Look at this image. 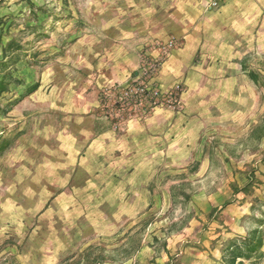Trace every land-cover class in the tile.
I'll list each match as a JSON object with an SVG mask.
<instances>
[{"label":"rangeland","instance_id":"374dc122","mask_svg":"<svg viewBox=\"0 0 264 264\" xmlns=\"http://www.w3.org/2000/svg\"><path fill=\"white\" fill-rule=\"evenodd\" d=\"M119 29L128 30V0H0V264L258 262L238 258L264 247L263 54L240 60L238 123L206 132L196 160L166 157L113 211L65 192L67 118L96 80L67 53ZM127 85L92 88L95 116L118 132L130 120L115 129L124 116L118 88ZM238 218L247 235L236 231Z\"/></svg>","mask_w":264,"mask_h":264},{"label":"crops","instance_id":"0c3cea01","mask_svg":"<svg viewBox=\"0 0 264 264\" xmlns=\"http://www.w3.org/2000/svg\"><path fill=\"white\" fill-rule=\"evenodd\" d=\"M118 31L115 39L108 34L68 51V60L77 61L85 78L96 74L89 84L84 79V91L129 84L141 67L142 48L171 38L178 46L152 82L162 91L183 83L186 91L183 111L157 108L146 118H131L120 132L95 116L94 88L84 93L77 113L68 116L70 140L63 147L71 159L64 167L65 192L92 195L91 202L104 211L118 209L128 203V196L146 188L166 157L172 164H189L196 160L206 132L227 128L230 120L238 123L231 116L238 114L245 98L240 60L264 55V0H128V30ZM236 206L246 210L245 205ZM244 225L238 218L241 235L248 234ZM256 257L254 264H264V247L238 259Z\"/></svg>","mask_w":264,"mask_h":264},{"label":"built area","instance_id":"2783aa9c","mask_svg":"<svg viewBox=\"0 0 264 264\" xmlns=\"http://www.w3.org/2000/svg\"><path fill=\"white\" fill-rule=\"evenodd\" d=\"M178 46L175 38L167 42H156L142 51V64L135 77L127 86L119 87L116 108L124 116L116 118L115 129H122L127 120L134 117L146 118L157 108L174 112L182 110V83H176L170 90L162 91L152 79L163 63ZM113 109L115 113L118 111Z\"/></svg>","mask_w":264,"mask_h":264}]
</instances>
